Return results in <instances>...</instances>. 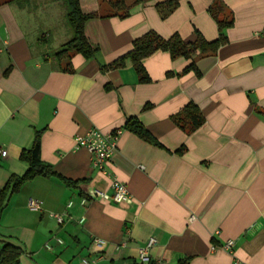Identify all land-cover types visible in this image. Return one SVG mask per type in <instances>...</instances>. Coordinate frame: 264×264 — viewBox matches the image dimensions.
Wrapping results in <instances>:
<instances>
[{"label":"crops","instance_id":"0c3cea01","mask_svg":"<svg viewBox=\"0 0 264 264\" xmlns=\"http://www.w3.org/2000/svg\"><path fill=\"white\" fill-rule=\"evenodd\" d=\"M79 1L84 13L110 9V0ZM164 1L127 0L128 16L88 20L85 34L99 58L72 52L59 59L55 53L72 36L64 1L0 0V145L8 151L0 156V190L12 174L26 172L20 155L38 130L42 160L80 180L68 186L38 176L9 196L0 248L19 246L21 264H175L186 256L190 264H264V0H222L223 17L234 24L216 54L197 60L200 75L183 73L189 60L162 50L144 60L149 82L129 60L103 70L151 30L185 41L197 31L219 37L209 12L215 0H181L162 16ZM191 101L205 122L188 133L172 116ZM130 116L163 147L126 130ZM91 128L123 130L108 167L127 186L126 201L96 194L113 189L89 150L76 147ZM31 198L41 210L28 207ZM151 238L149 260L142 261L140 249Z\"/></svg>","mask_w":264,"mask_h":264},{"label":"trees","instance_id":"16d2710c","mask_svg":"<svg viewBox=\"0 0 264 264\" xmlns=\"http://www.w3.org/2000/svg\"><path fill=\"white\" fill-rule=\"evenodd\" d=\"M67 7V22L70 27L72 36L65 42L60 50L55 55L59 59H65L72 52L81 53L84 57L99 58V47L92 44L85 34V24L88 20L103 16H120L126 17L133 4H128L127 0H110V9L106 13L99 11L92 13H84L80 7L79 0H63ZM141 0H135V3ZM181 0H165L158 7L162 12V16H166L169 12L175 9ZM225 5L222 0H215L209 7L211 16L216 20L219 29V37L214 40H207L200 32H196L194 41H185L178 33H174L171 37L165 38L156 31H148L139 38L133 41L132 49L125 55L110 63H102V69H117L125 66L129 60L132 62L135 71L141 82L151 81L150 75L144 65V60L162 50L167 51L172 58L184 57L189 60L188 66L183 70V73L190 71L200 72L196 66L198 59L216 54L219 48L228 42L226 31L234 24V18L223 17ZM174 122L183 130L191 133L195 131L205 122V117L200 108L194 102H188L179 112L172 116ZM125 129L133 132L140 138L158 147H163V144L158 138L137 118L134 116L128 117ZM41 136L42 131L35 132L33 142L30 147L23 149L20 158L24 161L28 168L22 175L12 174L5 185L0 190V215L7 206L9 196L20 189L26 182L38 177H57L68 186H75L80 181H72L59 173L53 167L42 160L41 158ZM185 147H180L177 152L182 153ZM22 249L10 242H4L0 248V264H21L20 257ZM190 257L186 256L178 260L175 264H190ZM131 264H143L136 260ZM149 264H153L149 262Z\"/></svg>","mask_w":264,"mask_h":264},{"label":"built area","instance_id":"2783aa9c","mask_svg":"<svg viewBox=\"0 0 264 264\" xmlns=\"http://www.w3.org/2000/svg\"><path fill=\"white\" fill-rule=\"evenodd\" d=\"M123 130L117 129L113 132L105 133L98 128L89 129L84 135H80L76 138V147H85L89 150L92 157V164L95 168L101 171L104 175L110 177L111 188L113 189L112 194H108L105 191L97 190L96 194L102 199L111 200L114 202H123L129 199L130 193L127 186L121 182L109 169L108 164L114 154L118 149L120 136ZM8 153L7 149L0 145V156H6ZM88 198H82V203L85 204ZM28 207L32 210H41L42 202L38 199L31 198L28 201ZM52 217L56 218L58 222H63L64 218L61 213L51 212L49 213ZM193 217V216H192ZM94 243L102 247L105 241L101 238H94ZM155 243V239L151 238L146 247L140 249V258L142 261H148V248ZM234 244L233 240L227 241L225 244L226 248L231 249ZM83 264H89L87 259H83ZM236 264H239L236 262Z\"/></svg>","mask_w":264,"mask_h":264},{"label":"rangeland","instance_id":"374dc122","mask_svg":"<svg viewBox=\"0 0 264 264\" xmlns=\"http://www.w3.org/2000/svg\"><path fill=\"white\" fill-rule=\"evenodd\" d=\"M63 4H64V2H63ZM147 262V261H146Z\"/></svg>","mask_w":264,"mask_h":264}]
</instances>
